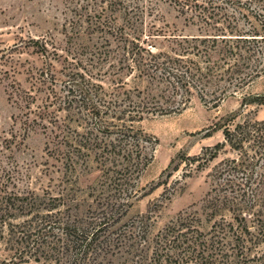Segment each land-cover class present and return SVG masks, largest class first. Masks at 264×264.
<instances>
[{
  "label": "rangeland",
  "instance_id": "obj_1",
  "mask_svg": "<svg viewBox=\"0 0 264 264\" xmlns=\"http://www.w3.org/2000/svg\"><path fill=\"white\" fill-rule=\"evenodd\" d=\"M233 1L217 0L222 12L237 14L243 5ZM203 2L0 0V194L10 196L6 205L0 199V264L27 244L26 264H75L76 236L92 231L109 213L92 188L101 179L98 164L88 170L79 159L75 181L69 172L63 176L55 136L60 130L33 122L32 101L47 87L61 92L66 82L87 90L99 111L92 121L101 120L93 132L106 135L104 126L119 121L113 100L120 103L124 90L145 85L126 69L128 43L146 40L164 50L175 35L205 33L194 8ZM238 24L248 28L258 21L250 13ZM76 116L65 122L72 141L85 132ZM243 120L264 121V65L243 89L217 103L194 93L181 108L136 122L152 137V159L136 180L130 206L113 226L102 228L92 245L97 252L89 251L80 264H154L148 259L153 238L179 213L199 208L216 184V166L234 155L228 146H214L224 142V126ZM40 226L45 241L35 240ZM23 233L32 235L25 240ZM256 251L264 254V242Z\"/></svg>",
  "mask_w": 264,
  "mask_h": 264
},
{
  "label": "trees",
  "instance_id": "obj_2",
  "mask_svg": "<svg viewBox=\"0 0 264 264\" xmlns=\"http://www.w3.org/2000/svg\"><path fill=\"white\" fill-rule=\"evenodd\" d=\"M236 1L230 3L243 5L237 14L222 12L217 0H204L201 6L194 4L205 33L175 35L168 40L167 49L146 40L128 43L124 55L126 69L145 85L135 86L136 92L124 90L125 98L120 103L113 100L115 107H121L114 112L119 111V121L104 126L101 132L106 135L99 137L93 132L101 120L92 121L99 111L87 90L78 91L66 82L61 92L47 87L43 97L32 101L33 122H48L53 125L50 131L60 130L55 136L60 144L57 154L65 168L63 176L69 172L67 177L74 176L75 181L79 159L88 170L93 162L98 164L101 179L92 188L96 196L104 199L109 213L92 231L81 230L76 236L78 248L73 263L85 261L89 251L97 252L92 245L98 233L107 225L113 226L123 208L129 207L137 195L136 180L152 159L149 150L153 140L136 122L179 109L194 93L205 102L217 103L226 94L243 89L262 70L264 0ZM250 13L258 24L242 28L239 17L248 18ZM54 78L51 74L50 80ZM74 114L85 132L76 133L72 141L65 122L71 121ZM223 138L224 142L214 149L228 146L233 157L218 163L216 184L199 208L179 213L153 238L148 259L154 264H264V254L258 255L256 251L264 242V121L243 120L226 125ZM0 199L6 205L10 196L0 194ZM44 228L35 230V240H44ZM30 235L23 233L22 239L28 240ZM28 246L14 248L13 256L2 263L26 264Z\"/></svg>",
  "mask_w": 264,
  "mask_h": 264
}]
</instances>
